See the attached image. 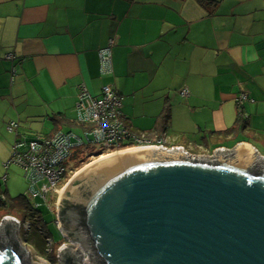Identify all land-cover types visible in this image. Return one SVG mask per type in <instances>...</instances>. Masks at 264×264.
Masks as SVG:
<instances>
[{"label":"crops","instance_id":"obj_1","mask_svg":"<svg viewBox=\"0 0 264 264\" xmlns=\"http://www.w3.org/2000/svg\"><path fill=\"white\" fill-rule=\"evenodd\" d=\"M213 1L0 0V166L10 121L29 136L80 131L81 83L93 96L111 84L135 133L264 155V0ZM109 44L113 73L101 76L98 50ZM241 93L249 100L238 112Z\"/></svg>","mask_w":264,"mask_h":264},{"label":"water","instance_id":"obj_2","mask_svg":"<svg viewBox=\"0 0 264 264\" xmlns=\"http://www.w3.org/2000/svg\"><path fill=\"white\" fill-rule=\"evenodd\" d=\"M67 184L63 233L88 249L86 264H264V161L247 145L211 158L123 152ZM16 226H0V264H30ZM75 248L59 264H79Z\"/></svg>","mask_w":264,"mask_h":264},{"label":"built area","instance_id":"obj_3","mask_svg":"<svg viewBox=\"0 0 264 264\" xmlns=\"http://www.w3.org/2000/svg\"><path fill=\"white\" fill-rule=\"evenodd\" d=\"M8 59H13L14 55L8 53L5 55ZM99 73L101 76L113 73L112 50L111 44L98 50ZM180 96L189 95L187 89L179 92ZM249 100L248 95L241 93L235 98L238 112L241 111L242 103ZM122 97L111 84L102 86L101 94L93 96L84 83L78 85V91L74 106V122L80 126V131H57L48 136L32 135L21 133L19 131V122L10 121L6 128L13 132L14 142L12 144V156L4 163L5 167L15 163L24 171V177L29 183L28 192L24 195L31 203L33 209H37L40 203L36 200L42 198L47 203L49 193L55 195L54 211L56 214V225L59 229L62 241L55 247L56 258L60 263V249L64 246L68 248L80 247L79 241L68 238L63 232L66 229L62 226L60 209H61V192L69 182L70 174L75 171L76 165L67 164L78 152L88 151L86 157H93L95 152H102V155L118 152L128 148L146 147L176 149L182 148L189 156L193 154L182 144H172L166 140L164 135L150 138L144 134H138L130 130L125 124L121 115ZM243 115L240 113V116ZM97 147V148H96ZM234 148L218 146L210 153H202L200 156L211 158L219 151L231 152ZM253 151L259 160L264 161V155L256 149ZM83 161H79L81 163ZM6 174L0 179V198L6 199V194L1 190L2 182L5 183ZM40 183V184H39ZM39 184V185H38ZM5 219H11L17 223L16 235L20 242L27 247L22 241L20 233L29 232L31 224L29 220H21L13 214H3L0 217V226ZM47 252L53 251L54 242L50 236L46 237ZM83 249V248H82ZM88 250L83 249L81 263L89 262ZM30 252V251H29Z\"/></svg>","mask_w":264,"mask_h":264},{"label":"rangeland","instance_id":"obj_4","mask_svg":"<svg viewBox=\"0 0 264 264\" xmlns=\"http://www.w3.org/2000/svg\"><path fill=\"white\" fill-rule=\"evenodd\" d=\"M77 132H79V131H77ZM187 149L193 154V156H200L203 153V152H194L193 150H190L189 148H187ZM91 150L92 149H89L87 152L86 151L78 152L70 161H68L67 164H69V165L71 164L72 166L77 165L78 161H79L77 158L79 156H83V157L86 156V154L91 152ZM101 154H102V152L99 155H94V158L93 157H91V158L90 157H86L83 162H81V163H79L77 165L75 171H73L70 174L68 181H70L73 178V176L76 175V173H81L86 168H88L89 166L94 165L97 162V159L100 157ZM11 156H12V152L10 154L9 159L11 158ZM0 163L2 164V162H0ZM5 174H6V181H5V183L2 182L1 189L5 192L7 198H10V197L14 198V197H17V196H20V195H25L28 192L29 183H28L27 179L24 177V171H23V169L20 166H18L15 163L10 164L8 167H5V166L3 167V165L0 166V179ZM70 184H68L67 187L65 186L66 187L65 191H63L61 193V201H62V199H63V197H64V195L66 193V190L70 186ZM36 200L40 203V205L37 208V210L42 215V218H43V220L45 222V227L47 229L48 236H50L51 239L53 240V242H54L53 249H55V247L63 239L59 229L57 228L56 222H55V220H56V214H55V211H54V208H55V205H54L55 195L52 194V193H49L48 197H47V203L42 198H37ZM6 212H7L6 210H2L0 212V214L3 215ZM27 233H29V232H21L20 236H21L22 241L29 248V251H30L29 263L30 264H59L58 258H56V260L53 261V262L49 260L48 255L51 254L52 252H47L46 243H45V250H44L43 253H40L39 251H37V249L35 247H33L32 245H30L29 243L27 244L26 241L23 240V238L25 237V235ZM82 248H80V247H76L75 248V252L80 254L79 264H82L80 262L81 258H82V252H83V249H84V248L83 249ZM86 250H88V249H86ZM56 253H57V251L55 249V254ZM89 258H90L89 262L94 261L93 256L91 254H89Z\"/></svg>","mask_w":264,"mask_h":264},{"label":"trees","instance_id":"obj_5","mask_svg":"<svg viewBox=\"0 0 264 264\" xmlns=\"http://www.w3.org/2000/svg\"><path fill=\"white\" fill-rule=\"evenodd\" d=\"M196 1L203 6H208L215 3V1L213 0H196ZM232 132L233 129H228L225 131L216 132L215 134L216 136L227 137ZM98 153L100 152H96L95 154ZM77 159L79 161H84L85 156L84 157L79 156ZM2 210L7 211L4 214H13L19 216L22 220L30 221L31 229L29 233L25 235L23 240L26 241L27 244L29 243L30 245L35 247L37 251H39L40 253H43L45 250L46 237H48L47 229L45 227V222L42 218V215L39 213L37 209H33L31 203L27 200V198L24 195H20L14 198L6 197L5 200H2L0 198V212ZM48 257L49 260L52 262L56 260L55 249H53L52 253L49 254Z\"/></svg>","mask_w":264,"mask_h":264},{"label":"bare ground","instance_id":"obj_6","mask_svg":"<svg viewBox=\"0 0 264 264\" xmlns=\"http://www.w3.org/2000/svg\"><path fill=\"white\" fill-rule=\"evenodd\" d=\"M141 149H149V148H146V147H134V148H128V149L121 150V151H118V152L109 153V154H104V155L100 156V157L97 159V161L105 160V159H107V158H109V157H111V156H114V155H116V154H119V153L129 152V151H135V150H141ZM90 165H91V164H90ZM76 174H78V173H76ZM67 185H68V184H67ZM67 185H66V187H67ZM66 187L63 188L64 190H62V192L65 191ZM62 192H61V193H62Z\"/></svg>","mask_w":264,"mask_h":264}]
</instances>
